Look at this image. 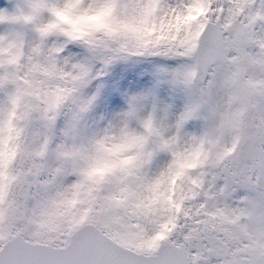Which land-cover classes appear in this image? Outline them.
<instances>
[{
    "label": "snow or ice",
    "instance_id": "6c2138e0",
    "mask_svg": "<svg viewBox=\"0 0 264 264\" xmlns=\"http://www.w3.org/2000/svg\"><path fill=\"white\" fill-rule=\"evenodd\" d=\"M0 264H264V0L0 3Z\"/></svg>",
    "mask_w": 264,
    "mask_h": 264
},
{
    "label": "rangeland",
    "instance_id": "374dc122",
    "mask_svg": "<svg viewBox=\"0 0 264 264\" xmlns=\"http://www.w3.org/2000/svg\"><path fill=\"white\" fill-rule=\"evenodd\" d=\"M4 2V0H0V3H3Z\"/></svg>",
    "mask_w": 264,
    "mask_h": 264
}]
</instances>
